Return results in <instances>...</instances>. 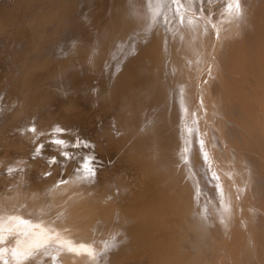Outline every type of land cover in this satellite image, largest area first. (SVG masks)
Returning a JSON list of instances; mask_svg holds the SVG:
<instances>
[{"label": "bare ground", "instance_id": "obj_1", "mask_svg": "<svg viewBox=\"0 0 264 264\" xmlns=\"http://www.w3.org/2000/svg\"><path fill=\"white\" fill-rule=\"evenodd\" d=\"M239 3L0 0V264H264V0Z\"/></svg>", "mask_w": 264, "mask_h": 264}, {"label": "snow or ice", "instance_id": "obj_2", "mask_svg": "<svg viewBox=\"0 0 264 264\" xmlns=\"http://www.w3.org/2000/svg\"><path fill=\"white\" fill-rule=\"evenodd\" d=\"M236 7H237V13H236L237 16H242V11H241V7H240L239 0H237V5H236ZM28 130H29L30 132H33V133H35V132L37 131L36 128H29ZM56 131H57L58 133H61V135H63V131H64V130H62V129H60V128H57ZM53 143L59 145V144H63L64 141H63L62 139H56L55 141H53ZM41 147H42V145H38V149L41 148ZM93 160H95V157H93ZM9 171H12V170L10 169ZM91 171H92V174L95 175V170L93 169V170H91ZM45 175H51V173H45ZM61 182H63V181H61ZM5 264H7V262H5Z\"/></svg>", "mask_w": 264, "mask_h": 264}, {"label": "rangeland", "instance_id": "obj_3", "mask_svg": "<svg viewBox=\"0 0 264 264\" xmlns=\"http://www.w3.org/2000/svg\"><path fill=\"white\" fill-rule=\"evenodd\" d=\"M95 82H96V81H93V83H95ZM48 133H51V131H50V132H48ZM165 250H167V251H166V253H167V252H168V249H165ZM169 251H170V250H169ZM164 252H165V251H164Z\"/></svg>", "mask_w": 264, "mask_h": 264}]
</instances>
